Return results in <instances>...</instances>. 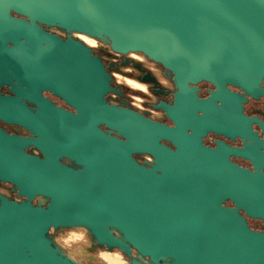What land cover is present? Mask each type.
Segmentation results:
<instances>
[{
  "label": "water",
  "instance_id": "1",
  "mask_svg": "<svg viewBox=\"0 0 264 264\" xmlns=\"http://www.w3.org/2000/svg\"><path fill=\"white\" fill-rule=\"evenodd\" d=\"M40 24L107 38L116 52H143L161 63L178 92L174 105L158 107L175 126L109 104L106 96L121 92L102 59ZM263 80L264 0H0V85L17 93H0V120L32 133L0 127V181L23 198L1 196L0 264H82L52 236L75 226L130 264H264V231L247 221H264V174L230 159L256 153L202 141L207 130L250 133L253 118L214 100H242L227 84L258 97ZM202 81L217 87L214 97L192 93L190 83ZM43 89L76 112L54 106ZM188 103L217 117L199 116ZM31 145L43 157L26 152ZM136 153L154 161L141 164Z\"/></svg>",
  "mask_w": 264,
  "mask_h": 264
},
{
  "label": "flooded vegetation",
  "instance_id": "2",
  "mask_svg": "<svg viewBox=\"0 0 264 264\" xmlns=\"http://www.w3.org/2000/svg\"><path fill=\"white\" fill-rule=\"evenodd\" d=\"M13 14L17 17H22L15 13ZM40 26L47 33L58 36L63 41L72 39L85 44L92 49L93 55L99 56L102 59L107 72L112 78V87L121 92H110L106 96L109 104L128 108L156 122L171 127L175 126V123L168 116L166 111L158 107L161 103L174 105L178 92V87L174 80V74L166 69L161 63L152 60L143 52H116L112 49L107 38H98L78 31H68L56 25L40 24ZM84 37H88L96 43L91 45ZM133 82H137L140 85L135 86L132 84ZM189 86L192 93L199 100H207L214 97V92L217 89L216 86L207 81H202L197 84L190 83ZM260 88L264 92V80L260 84ZM224 89L230 93L237 94L242 100L237 104L230 103L225 106L222 104L221 100L215 99L214 104L218 108L225 107V109L239 111L241 114L253 118L254 120L249 123L250 133L228 136L207 130L202 136V141L205 146L210 148L217 147L218 142L221 141L233 148L256 153V159L245 155L235 154H231L230 159L232 162L245 169L264 174V144L261 143L264 142V128L260 122L257 121L260 120L264 122V93H260L258 97H254L246 90L233 84H227ZM0 93L8 96H16L17 94L10 84L0 85ZM41 95L50 100V102L56 107L76 112V110L63 98L50 90L43 89ZM28 106L34 111L37 110V106L33 103H28ZM187 108L196 112L199 116H204L206 118L217 117L216 114L203 110H196L190 103L187 104ZM0 127L9 134H16L21 137H32V133L29 130L19 125L9 124L0 120ZM101 128L104 131L110 132L112 135L123 139V137L119 136L117 131L109 130L104 125H102ZM188 131L192 132V128H188ZM161 143L175 149L174 145L167 140H161ZM25 150L30 154L43 157L42 152L33 145L27 147ZM134 157L141 164L154 161V157L147 153H136L134 154ZM60 159L64 164L80 169V165L74 160L68 157H61ZM1 196L7 197L13 201H21L23 199L13 185L0 181V201ZM39 199L40 197L36 199V202H38ZM227 205L233 206V203L228 201ZM241 213L245 214L243 211ZM247 221L251 228L264 231V227L258 226L260 222L264 223V221L251 217H247ZM134 256H138L135 251ZM142 260L147 261V258H143Z\"/></svg>",
  "mask_w": 264,
  "mask_h": 264
},
{
  "label": "rangeland",
  "instance_id": "3",
  "mask_svg": "<svg viewBox=\"0 0 264 264\" xmlns=\"http://www.w3.org/2000/svg\"><path fill=\"white\" fill-rule=\"evenodd\" d=\"M132 84L140 85L137 82ZM39 201L44 200L40 198ZM258 226L264 227V223L260 222ZM52 236L66 254L82 264H130V257L119 249L108 250L100 246L85 227L60 228L53 230Z\"/></svg>",
  "mask_w": 264,
  "mask_h": 264
},
{
  "label": "bare ground",
  "instance_id": "4",
  "mask_svg": "<svg viewBox=\"0 0 264 264\" xmlns=\"http://www.w3.org/2000/svg\"><path fill=\"white\" fill-rule=\"evenodd\" d=\"M91 45H94L96 42L88 37H84ZM192 109V108H191ZM86 238V237H85ZM72 241V240H71ZM72 243V242H71ZM75 244V243H74Z\"/></svg>",
  "mask_w": 264,
  "mask_h": 264
}]
</instances>
